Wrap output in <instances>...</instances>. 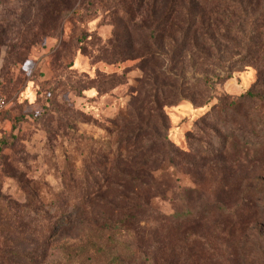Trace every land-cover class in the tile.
I'll use <instances>...</instances> for the list:
<instances>
[{
    "label": "rangeland",
    "instance_id": "rangeland-1",
    "mask_svg": "<svg viewBox=\"0 0 264 264\" xmlns=\"http://www.w3.org/2000/svg\"><path fill=\"white\" fill-rule=\"evenodd\" d=\"M231 1L238 6L220 14L204 7L216 52L201 54L210 60L189 49L173 56L169 43L159 71L124 37L116 0H97L83 20L79 3L60 40L37 32L32 0H0L9 102L0 116V264H264V61L241 62L264 0ZM174 10L181 25L200 27L188 0ZM32 33L40 42L25 50ZM164 88L177 99L161 101L160 115L152 97ZM164 122L183 156L156 174L141 221L115 226L118 212L95 203H106L109 162L125 160L121 130Z\"/></svg>",
    "mask_w": 264,
    "mask_h": 264
},
{
    "label": "trees",
    "instance_id": "trees-1",
    "mask_svg": "<svg viewBox=\"0 0 264 264\" xmlns=\"http://www.w3.org/2000/svg\"><path fill=\"white\" fill-rule=\"evenodd\" d=\"M148 1L116 0V4L121 9L120 14L122 13L123 16L124 37H134L140 47L138 51L140 56L137 57L155 67V70L159 69V71L168 56L164 49L170 44L174 46L171 52L173 56H176L177 53L180 54L184 49H189L192 54L210 60V56L201 54L207 49L216 52L215 45L203 28L202 14L205 13L203 11L205 10L204 7L207 6L213 14H220L221 10H232L235 5L238 6L236 2L231 0H188L193 9L200 11V27L196 28L194 23H187L183 26L176 20V10L174 9L179 0ZM96 2L97 0H32L30 8L37 19V23H35V26L38 27L37 32L43 36L48 34L60 40L63 35L64 23L66 20L71 21L76 17L79 3H82L83 16L81 15L78 20H83L88 16L91 7ZM152 2L153 5H150ZM44 3L47 5L44 6ZM136 14L144 16L141 23H133ZM254 24L255 28L252 29L248 40L247 54L241 61L246 65L264 61L263 53L258 56L252 50L254 47L264 49V4ZM32 34V38L26 39L25 44H23L25 50H29L35 43L40 42L39 34ZM3 45V37L0 35V47ZM159 74L163 75L161 72ZM156 76L160 78L159 75ZM164 77L166 76L164 75ZM249 96L252 99L258 97V95L253 94H249ZM152 98L153 103L156 105L155 111L160 115L162 110L161 101L177 99L174 92L167 91L165 88L155 92V96ZM260 99L264 101L263 98ZM165 125L164 122V125L157 129L149 123H140L134 124V126L126 125L121 130L120 144L124 146L125 160H121L123 159L122 156H116L112 160L113 163L109 162L110 176L104 186L106 187L105 192L109 191L103 197L106 203L103 206H100V203H95L110 215H115L118 212L117 217L122 218L121 221L114 220L118 223L115 226L135 227L141 221L138 217L142 216L143 211L149 205L148 201L159 190L160 185L157 184L156 174L163 166L176 168V162L183 156L168 141ZM131 147L134 148V152L131 151ZM121 164H124L125 168L119 169ZM95 185L93 188L96 187L94 189L97 193L101 186ZM84 191L87 192V187ZM96 201L99 202V200Z\"/></svg>",
    "mask_w": 264,
    "mask_h": 264
},
{
    "label": "built area",
    "instance_id": "built-area-1",
    "mask_svg": "<svg viewBox=\"0 0 264 264\" xmlns=\"http://www.w3.org/2000/svg\"><path fill=\"white\" fill-rule=\"evenodd\" d=\"M9 102L6 96L0 91V116L8 109Z\"/></svg>",
    "mask_w": 264,
    "mask_h": 264
}]
</instances>
